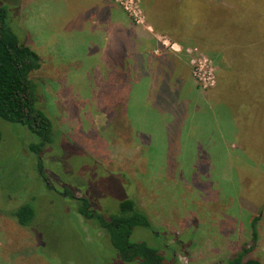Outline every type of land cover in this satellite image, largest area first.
I'll return each instance as SVG.
<instances>
[{
  "label": "rangeland",
  "instance_id": "374dc122",
  "mask_svg": "<svg viewBox=\"0 0 264 264\" xmlns=\"http://www.w3.org/2000/svg\"><path fill=\"white\" fill-rule=\"evenodd\" d=\"M89 1L0 0L19 41L41 58L32 78L54 128L41 147V138L26 126L0 120V209L30 202L35 212L30 231L0 217L1 256L13 264H128L107 237L89 231L75 200L56 194L47 180L57 192L87 196L103 214L134 200L153 230L137 226L131 239L158 247L164 240L165 253L176 250L178 264H226L242 248L264 264V116L251 124L259 143L249 129L248 151L243 150L240 129L247 118L241 113L237 120L226 96L214 92L228 75L233 81V72L218 69L228 59L215 58L209 50L214 44L176 42L156 33L141 0H106L113 14L101 11L105 0ZM165 1L180 30L194 38L192 27L204 16L188 13L194 0ZM94 2L95 11L88 7ZM210 2L216 6V0ZM118 18L123 27L113 21ZM127 23L154 39L141 42ZM139 46L158 58L148 57L154 76L145 59L135 58ZM172 59L180 67L168 68ZM146 70L162 91L177 94L169 104L158 92L164 104L188 113L174 133L165 128L172 114L159 113L145 78L129 90L132 74Z\"/></svg>",
  "mask_w": 264,
  "mask_h": 264
},
{
  "label": "trees",
  "instance_id": "16d2710c",
  "mask_svg": "<svg viewBox=\"0 0 264 264\" xmlns=\"http://www.w3.org/2000/svg\"><path fill=\"white\" fill-rule=\"evenodd\" d=\"M236 1L239 0H229L231 3H238ZM245 3H249L248 6ZM243 4L245 5L242 6V10L234 15L228 14L227 10H237L239 3L235 8L226 9L223 7L214 10L210 20L207 11L211 4L208 2L205 5L201 2L200 9L194 12L190 11L189 14L204 13L203 18L197 19L191 30L194 32L192 37L196 42H208L210 47L214 44V49L211 50L215 51V58L222 60L225 57L228 59L225 66L219 65L218 69L221 72H233V81L229 83L228 75V80L223 83L219 82L218 91L223 97L226 96L225 102L232 108L231 111L234 113V117H238L237 120H240L241 113L247 118L242 124L245 125V130L242 131L239 128L243 133L241 134L243 150H246L248 147L246 138L251 136L249 129L252 130L254 143H259L253 135L255 131L254 128H251V124L261 114L264 116L263 111L260 113L264 101V0H244ZM249 7L250 10H247ZM197 28L198 30H196ZM197 34L202 35H199L201 41L197 40ZM125 49L126 45H124ZM139 60L143 62L142 59ZM40 67V56L28 44L19 41L10 26L6 8L0 6V120L26 126L30 132L41 138V147H43L51 141L54 128L50 117L39 106L43 99L32 78L33 72ZM139 74V77L142 78L147 76L146 71ZM165 93L169 104L177 99V94H168V90ZM155 104L161 105L160 111L165 110L172 114L176 112V109L164 104L160 95H157ZM182 113L185 115V110ZM182 113L179 114L183 115ZM40 169H42L41 166ZM43 182L56 194L75 200V206H77L75 211L88 223L89 231L93 234L96 229L99 235L107 237L121 261L128 264H178L174 257L176 250L173 249L171 253H165L169 247L165 246L164 240L158 247L143 240L131 239L134 228L137 226L153 230L148 216L135 204L134 200H123L119 203L115 213L103 214L93 207L87 196L76 197L75 192L70 191L57 192L47 180ZM8 201L13 204L10 198ZM14 205L7 210L0 209V217L21 230L30 231L31 221L35 214L32 205L30 202H16ZM176 243H179V240ZM180 245L183 246L181 241ZM248 252V248H242L232 253L227 256L226 264H260L257 259L247 256ZM12 256L16 255H10V257ZM5 259L0 252V264H13Z\"/></svg>",
  "mask_w": 264,
  "mask_h": 264
},
{
  "label": "crops",
  "instance_id": "0c3cea01",
  "mask_svg": "<svg viewBox=\"0 0 264 264\" xmlns=\"http://www.w3.org/2000/svg\"><path fill=\"white\" fill-rule=\"evenodd\" d=\"M141 1L143 3V8L145 9L147 22L152 26V28L155 30L156 33L164 34L166 36H169L171 39H174L176 42L177 41L180 42V39H186V40L190 39V40H193V41L188 40L190 42H187V43H189V44L196 43V40L194 38L191 39L188 36L186 31H181L180 30V24H177L174 21V18H173V15H172V11L165 6V3H166L165 0H141ZM174 1L175 2H180V0H174ZM206 1L211 4V2H210L211 0H206ZM251 1H255V0H251ZM201 2H202L201 0H194V2L191 4L190 8L188 9V13L190 11L194 12V11L200 9ZM236 2L239 3L237 10H242V6L243 5L246 4L248 6V4H249V3L243 4L244 0H239V1H236ZM241 2H243V3H241ZM238 3H234V2L231 3V2H229V0H216V6L215 7H212V5L208 6V11H207L208 15H209L210 10H216V7H221L222 6L221 8L224 7L226 9L235 8ZM97 4H98L97 2H94V3L90 4L88 7H93V10L95 11L96 7H97ZM105 7H108L109 11L105 10ZM101 8H102L101 11L103 13H109L110 14V12H111L113 14V4L111 2L105 0L102 3ZM247 10H250V7ZM255 11H258V10H255ZM102 12H100V13H102ZM86 16H87V14H83V19L86 18ZM256 16H257V14H256ZM119 20L120 19L118 18L117 20H113V21L116 22L117 24L119 23L118 25L120 27H123L122 25H120V21ZM127 26L129 28V30H131L135 34H137V32H138L139 38H140L139 40L141 42H143V40H146L148 38L154 39L152 34H151V32H149L148 30H144L142 28L135 27V26H133V25H131L129 23H127ZM200 36H202V35H200ZM154 37L156 38V36H154ZM209 50H211V49H209ZM163 54H165V53H163ZM148 57L150 59H152V60L158 59L156 57L151 56V54L148 55L147 53L141 51L140 50V46H139V48L136 51V57L135 58L142 59V60L145 59L146 63L149 64L150 67H151L152 64L149 63ZM180 61L183 62L184 65H185L184 61H182V60H180ZM152 63H153V65L157 64L155 62H152ZM176 66L180 67L179 63H177L174 59L171 60V63L169 61L168 68H170V67L175 68ZM176 68H178V67H176ZM146 72H147L146 75L148 77H143V79L145 78L146 90H149L152 93H154V96H152V100H153V99L157 98V93L158 92H163V93H165V92L161 90L162 89V85L159 83V80H155L154 78L150 77L151 75L154 76L156 74L155 67L152 66V69L150 71L151 75H150V73L147 70H146ZM183 74H184L185 82L187 80L186 85H187V89H188L189 88V82H188V78H187L188 72L186 71V65L183 68ZM132 75H134L133 79L132 80L130 79V81L128 82L129 90H131V88H133L135 84H140L141 81L143 80V79L142 80L140 79L142 77H139V73L132 74ZM192 89L194 90V88H192ZM214 92H217V93L220 92V91H218V86H217V89L214 90ZM168 94H171L170 90H168ZM188 99H190V98H188ZM151 104H153V103L151 102ZM163 111H165V110H162L160 112L158 111V112L161 113ZM171 116H172V118L170 119V121H167L165 123V128L167 130H172V132L174 133L176 128H178L181 123H184V118H186L188 116V113L186 112L185 115L184 114L180 115L178 112H175ZM171 124H172V128H169V126Z\"/></svg>",
  "mask_w": 264,
  "mask_h": 264
}]
</instances>
